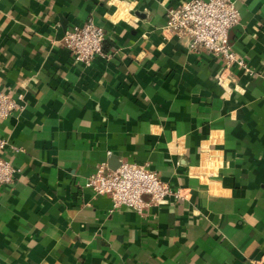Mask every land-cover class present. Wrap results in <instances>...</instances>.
Returning a JSON list of instances; mask_svg holds the SVG:
<instances>
[{
	"label": "crops",
	"instance_id": "crops-1",
	"mask_svg": "<svg viewBox=\"0 0 264 264\" xmlns=\"http://www.w3.org/2000/svg\"><path fill=\"white\" fill-rule=\"evenodd\" d=\"M185 0H0V264H264V0H235L223 59L167 30ZM89 20L104 54L77 62L65 32ZM116 156L179 190L113 210L88 178ZM149 201L150 196L144 195Z\"/></svg>",
	"mask_w": 264,
	"mask_h": 264
},
{
	"label": "built area",
	"instance_id": "built-area-1",
	"mask_svg": "<svg viewBox=\"0 0 264 264\" xmlns=\"http://www.w3.org/2000/svg\"><path fill=\"white\" fill-rule=\"evenodd\" d=\"M240 12L235 0H185L167 11V30L189 39L192 50L205 49L225 62L222 80H228L225 72L236 64L246 69L243 58L237 57L229 44V30L239 23ZM106 41L105 29L89 20L82 26L73 27L65 32L62 44L70 51L73 59L90 65L104 54ZM22 95L14 98L0 90V119L10 116L20 109ZM8 145L7 139L0 136V189L12 184L17 169L2 153ZM96 195H108L113 202V210L129 208L143 211L147 206L159 205L167 198H182L179 190L162 180L158 173L147 164L121 162L112 170L103 163L87 181ZM149 195L150 200L144 199Z\"/></svg>",
	"mask_w": 264,
	"mask_h": 264
},
{
	"label": "water",
	"instance_id": "water-1",
	"mask_svg": "<svg viewBox=\"0 0 264 264\" xmlns=\"http://www.w3.org/2000/svg\"><path fill=\"white\" fill-rule=\"evenodd\" d=\"M121 165V161L116 156H113L109 161V168L112 170L117 169Z\"/></svg>",
	"mask_w": 264,
	"mask_h": 264
}]
</instances>
